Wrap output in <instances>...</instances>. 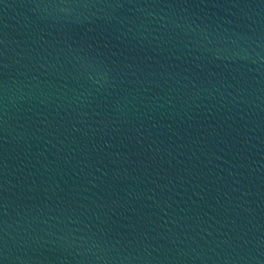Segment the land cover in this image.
Instances as JSON below:
<instances>
[{"label":"water","instance_id":"water-1","mask_svg":"<svg viewBox=\"0 0 264 264\" xmlns=\"http://www.w3.org/2000/svg\"><path fill=\"white\" fill-rule=\"evenodd\" d=\"M0 264H264V0H0Z\"/></svg>","mask_w":264,"mask_h":264}]
</instances>
